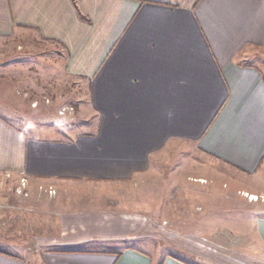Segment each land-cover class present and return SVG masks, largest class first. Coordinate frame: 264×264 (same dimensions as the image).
<instances>
[{
	"label": "crops",
	"instance_id": "0c3cea01",
	"mask_svg": "<svg viewBox=\"0 0 264 264\" xmlns=\"http://www.w3.org/2000/svg\"><path fill=\"white\" fill-rule=\"evenodd\" d=\"M25 32L64 51L63 74L86 85L87 130L44 138L12 124L19 53L8 45ZM187 146L234 174L264 168V0H0V174L24 172L30 198L14 202L55 219L40 224L54 236L34 244L37 264H190L138 247L152 236L143 217L113 209L110 192ZM40 185L56 197L39 199ZM253 228L264 264V213ZM0 264L36 263L0 252Z\"/></svg>",
	"mask_w": 264,
	"mask_h": 264
},
{
	"label": "rangeland",
	"instance_id": "374dc122",
	"mask_svg": "<svg viewBox=\"0 0 264 264\" xmlns=\"http://www.w3.org/2000/svg\"><path fill=\"white\" fill-rule=\"evenodd\" d=\"M28 38L25 32V37H18L8 45H13L19 53L15 60L14 91L8 88L12 82L10 77L2 81L6 90L2 92L13 91L18 98L16 110L7 109L12 124L28 135L44 138L87 130L89 126L82 122L90 109L86 85L63 74L64 51ZM34 102L37 108H33ZM60 111H64V115ZM187 149L186 154L176 151L156 161L155 169L145 175L147 179L143 184L139 182L140 186L110 190L112 196L120 198L112 202L113 209L125 212L129 210L127 207L133 208L129 212H138L147 234L152 235L149 241L145 239L136 245L154 256L169 254L190 264H216L217 261L220 264H261L262 250L255 247L263 244L253 232V224L263 217L264 196L250 202L249 196L244 194L264 193V168L252 176L234 174L200 155L195 147L187 146ZM17 184L10 181L7 190L0 195V205L4 206L0 207V252L25 256L27 263L37 264L41 250L34 244L41 237L54 236L42 232L40 224L52 226L55 219L50 216L45 222L39 209L29 211L14 202L30 198L16 195ZM38 198L52 200L55 197L38 195ZM80 202L81 207L87 200ZM87 246L109 248L98 241Z\"/></svg>",
	"mask_w": 264,
	"mask_h": 264
},
{
	"label": "built area",
	"instance_id": "2783aa9c",
	"mask_svg": "<svg viewBox=\"0 0 264 264\" xmlns=\"http://www.w3.org/2000/svg\"><path fill=\"white\" fill-rule=\"evenodd\" d=\"M62 115H64V111H60ZM16 181L18 184L15 187V193L19 197H30L29 192V179L24 172L18 173V175L14 176L11 172H4L0 174V195L2 192L6 191L8 188V183L10 181ZM38 194L40 195H47L50 198L56 197L57 190L53 186H45L40 185L38 188ZM253 195H249L250 201H257L258 199H252ZM255 197V196H254ZM0 207L4 208L3 205Z\"/></svg>",
	"mask_w": 264,
	"mask_h": 264
},
{
	"label": "bare ground",
	"instance_id": "6f19581e",
	"mask_svg": "<svg viewBox=\"0 0 264 264\" xmlns=\"http://www.w3.org/2000/svg\"><path fill=\"white\" fill-rule=\"evenodd\" d=\"M244 195L249 196L248 194H244ZM252 199H258L259 200V197L258 196L254 197V195H253Z\"/></svg>",
	"mask_w": 264,
	"mask_h": 264
}]
</instances>
